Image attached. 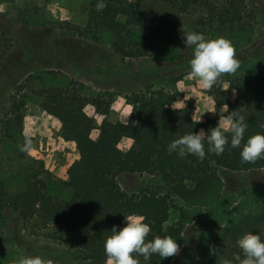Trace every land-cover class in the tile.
I'll list each match as a JSON object with an SVG mask.
<instances>
[{
  "label": "trees",
  "instance_id": "1",
  "mask_svg": "<svg viewBox=\"0 0 264 264\" xmlns=\"http://www.w3.org/2000/svg\"><path fill=\"white\" fill-rule=\"evenodd\" d=\"M98 2L89 0L87 27H70L69 32L78 39L106 32L111 37L113 53L121 60L153 57L173 42L167 27L147 16V3H162L181 14L201 8L205 14L197 19V28L218 38L245 34L253 30L256 20L248 0H224L222 4L214 0H104L106 7L97 11ZM8 49L0 43V61ZM180 82L181 76L175 79L173 89L147 86L126 95L127 103L132 106L128 121L111 122L103 118L98 126L86 108L91 106L95 114L106 117L111 102L105 97H86L71 82L64 87L35 91L39 103L31 105L21 95L23 86L17 85L1 119L0 135L16 143L19 156L32 163L26 168L19 191L11 194L0 185V211L9 208L25 223L36 221L37 234L44 238L63 242L62 236H76V255L86 264H105L104 240L111 235L113 226H125L124 215L145 217V222L150 224L146 242L157 236H171L180 242L188 224L206 217L205 221L209 222L205 228L198 226L201 248L189 253V264H223L225 259L239 264L236 240L248 232L254 235L264 232V206L251 213L243 206L229 210L222 205L218 208L210 205L220 198L221 169L264 170V159L241 163L239 155L249 136L264 133L261 127L264 125V60L239 64L234 74H225L207 90L213 99L214 118H201L192 101H186L179 109L171 107L173 102L185 97L177 88ZM225 104L229 112L240 109L249 125L240 148L226 147L220 156L206 154L203 161L191 155L180 158L168 153L167 147L173 140L215 127ZM28 107L36 115L45 112L57 119L64 141L74 147L75 159L62 178L49 175L41 162L37 165L39 161L32 159L36 128ZM96 129L99 137L93 139ZM26 138L33 144L30 154L19 148ZM124 140L129 142L126 147ZM123 175H157L162 186H145L128 193L121 185ZM52 183L62 192H68L69 197L53 194L49 190ZM173 214H177L175 220ZM219 218L226 225L213 232L216 227L212 222H218ZM171 259L161 261L158 255H153L147 264H169ZM139 260L145 264L142 256Z\"/></svg>",
  "mask_w": 264,
  "mask_h": 264
},
{
  "label": "rangeland",
  "instance_id": "2",
  "mask_svg": "<svg viewBox=\"0 0 264 264\" xmlns=\"http://www.w3.org/2000/svg\"><path fill=\"white\" fill-rule=\"evenodd\" d=\"M214 1L224 3V0ZM88 4L89 0H0V43L9 47L6 57L0 61V122L17 85L23 86L21 95L28 104L37 105L39 100L35 91L64 87L73 82L84 96H103L111 102L106 117L95 114L91 106L86 108L88 115L96 118L97 126L103 118L124 123L132 111L126 95L147 86L173 89L175 79L180 76L182 82L177 88L187 95V102L194 103L197 114L201 118L215 117L212 97L189 77L192 49L185 48L181 33L183 27L202 33L196 22L205 14L203 9L196 7L190 14H181L162 3H147V16L165 25L173 42L153 57L121 60L113 53L112 40L106 32L92 33L87 39L75 38L69 32L70 27H87ZM248 5L256 13L253 30L225 38L234 47L239 64H257L264 60V0H248ZM27 112L33 117L36 128L32 159L39 161L37 165L41 162L49 175L62 178L75 159L73 145L64 141L57 119L45 112L36 115L29 107ZM92 137H99L98 129L93 131ZM128 143L124 140L123 146ZM31 163L19 156L16 143L4 140L0 135V185L11 194L19 191ZM220 175L223 187L220 198L215 205H210L211 208L222 205L229 210L243 206L251 213L261 210L264 206V170L232 172L221 169ZM120 181L128 193L145 186H162L157 175H123ZM49 190L65 198L70 195L53 183ZM173 218L175 220L177 214H173ZM205 219L196 218L188 224L183 239L178 242L180 250L169 264H189V253L201 248L198 247L201 241L198 226L205 228L209 222ZM212 223L216 227L213 232L226 225L222 218ZM37 229L36 221L25 223L12 209L0 211V264H14L20 256H40L51 264H86L76 255V236H62L65 241L59 242L37 234Z\"/></svg>",
  "mask_w": 264,
  "mask_h": 264
},
{
  "label": "clouds",
  "instance_id": "3",
  "mask_svg": "<svg viewBox=\"0 0 264 264\" xmlns=\"http://www.w3.org/2000/svg\"><path fill=\"white\" fill-rule=\"evenodd\" d=\"M105 7L104 0H99L96 5L97 11H102ZM181 33L185 48L192 49L189 77L195 79L199 87L210 90L222 76L237 71L239 63L229 40L223 37L206 38L204 34L186 30L184 27ZM233 94L235 95V89ZM186 101L187 95L183 100L173 102L171 107L174 110L179 109ZM220 110L222 114L219 115L215 127L208 130L200 129L197 133H189L173 140L167 147L168 153L176 154L180 158L191 155L203 161L206 154L220 156L226 147L240 148L249 126L245 116L240 113V109L229 112L226 104ZM19 148L26 154L34 150L32 141L28 138ZM239 155L241 163H255L264 159V133L249 136L243 143ZM124 217L125 226L122 228L113 226L111 235L104 240L105 264H140L141 256L147 264L153 255H158L161 261L177 255L180 245L173 237L157 236L146 242L150 224L145 222V217L138 215ZM236 245L240 250L239 264H264V232L256 235L253 232L245 233L236 240ZM14 264H51V261L46 262L40 256H20ZM223 264H232V261L225 259Z\"/></svg>",
  "mask_w": 264,
  "mask_h": 264
},
{
  "label": "crops",
  "instance_id": "4",
  "mask_svg": "<svg viewBox=\"0 0 264 264\" xmlns=\"http://www.w3.org/2000/svg\"><path fill=\"white\" fill-rule=\"evenodd\" d=\"M125 123V122H124Z\"/></svg>",
  "mask_w": 264,
  "mask_h": 264
}]
</instances>
